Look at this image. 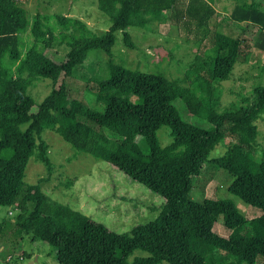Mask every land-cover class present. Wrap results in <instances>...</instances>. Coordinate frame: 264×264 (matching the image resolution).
<instances>
[{"label":"trees","instance_id":"trees-1","mask_svg":"<svg viewBox=\"0 0 264 264\" xmlns=\"http://www.w3.org/2000/svg\"><path fill=\"white\" fill-rule=\"evenodd\" d=\"M24 1L0 0V208L18 210L12 228L36 234L55 251L58 264H128L134 251L147 255L130 264H264V150L254 148L257 130L251 123L264 112V85L251 91L250 104L224 112H217L198 90L199 85H218L229 77L242 57V37L215 32L212 46L195 57L191 88L155 73L125 69L109 59L105 77L86 85L91 94L106 98L101 112L71 96L63 83L38 103L26 94L39 79L56 83L61 75L70 76L87 60L88 52L110 57L114 33L130 27L149 30L150 12H167L184 36L203 42L214 16L213 0H96L97 10L110 21L101 36L79 19L55 15L61 43L68 48L59 63L40 50L49 48L52 26L39 13L29 20ZM229 18L256 28L252 47L264 53L260 4L250 0L234 5ZM23 35L30 38L25 48ZM122 43L133 48L124 32ZM175 101L208 127L183 121ZM161 127L170 138L163 147L156 137ZM44 130L162 197L156 218L128 234H116L78 211L49 204L38 186L42 180L35 185L23 182L30 157L51 172L47 146L40 139ZM224 130L230 137L227 145ZM137 137L146 145V154L134 141ZM219 144H224L223 153L208 161ZM206 161L232 177L227 193L259 210V216L245 219L230 200L190 198L192 179ZM175 206L196 215L198 225L187 232L172 228L167 219ZM218 217L229 231L226 237L212 231ZM2 231L0 224V240Z\"/></svg>","mask_w":264,"mask_h":264},{"label":"rangeland","instance_id":"rangeland-1","mask_svg":"<svg viewBox=\"0 0 264 264\" xmlns=\"http://www.w3.org/2000/svg\"><path fill=\"white\" fill-rule=\"evenodd\" d=\"M255 1L264 11V0ZM249 2L250 0H213L211 6L214 16L209 25L208 36L203 42L184 36L177 29L173 16L167 12H150L152 22L149 30L130 27L123 31L129 35L133 48H127L122 43V31L115 32L110 57L99 51L88 52L87 60L70 76L63 78L61 75L56 83L39 79L27 87L26 94L38 103L51 89L63 83L71 96L81 98L89 108L101 112L106 98L91 94L86 85H89L91 80L105 77L109 59L125 69L155 73L191 88L195 86V76L191 70L195 57L202 56V53L212 46L215 32L230 31L234 36L244 39L241 60L235 63L225 81L218 85H199L198 90L210 98L217 112L235 110L250 104L251 91L264 85V53L252 47L256 28L241 23L235 24L229 18L234 5ZM23 5L29 20L39 13L46 19L45 23L52 26L49 48L40 47V50L56 63L63 60L68 48L61 43L62 30L54 22L55 15L79 19L98 36L107 31L110 25V21L97 10L96 0H25ZM22 41L25 48L30 43L29 36L23 35ZM173 103L183 121L208 127L205 121L189 114L180 101ZM251 123L257 130L254 148L257 151L264 150V112ZM228 126H225V130ZM156 137L160 147L170 142L165 127L157 130ZM40 139L47 146L46 154L52 164L51 172L47 174L44 165L30 157L24 167L23 182L26 185H35L38 180H42L38 186L49 204H58L78 211L91 221L101 224L107 231L116 234H128L134 226L152 221L158 215L163 204L162 197L131 181L107 163L75 152L52 131L44 130ZM229 140L230 137L226 134L225 145L230 143ZM134 141L141 152L146 154L147 147L143 140L137 137ZM223 145L219 144L210 151L208 161L223 153ZM254 158L256 161L259 159L258 155ZM208 161L202 165L199 175L192 179L190 198L195 202H200L203 198L230 200L245 219L259 216V210L245 205L227 193L226 189L232 177ZM17 214L15 207L0 208V224L3 227L0 264H58L55 251L39 240L36 234L12 228V218ZM167 223L172 228L187 232L198 225V219L184 208L175 206ZM212 231L222 237L229 233L223 227L221 217H218ZM146 255L145 252L134 251L128 257L127 263L130 264L135 257Z\"/></svg>","mask_w":264,"mask_h":264}]
</instances>
